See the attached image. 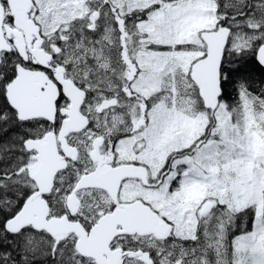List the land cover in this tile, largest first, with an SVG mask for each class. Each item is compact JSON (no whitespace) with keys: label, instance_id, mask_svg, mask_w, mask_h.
Segmentation results:
<instances>
[{"label":"snow or ice","instance_id":"snow-or-ice-1","mask_svg":"<svg viewBox=\"0 0 264 264\" xmlns=\"http://www.w3.org/2000/svg\"><path fill=\"white\" fill-rule=\"evenodd\" d=\"M0 264H264V0H0Z\"/></svg>","mask_w":264,"mask_h":264}]
</instances>
